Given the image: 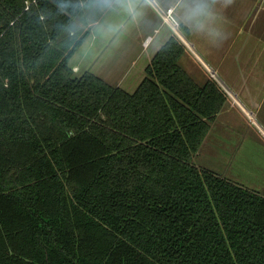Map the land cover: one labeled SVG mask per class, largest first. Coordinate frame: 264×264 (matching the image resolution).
I'll list each match as a JSON object with an SVG mask.
<instances>
[{"label":"trees","instance_id":"obj_1","mask_svg":"<svg viewBox=\"0 0 264 264\" xmlns=\"http://www.w3.org/2000/svg\"><path fill=\"white\" fill-rule=\"evenodd\" d=\"M84 0H0V264H264V190L193 162L227 102L172 35L129 92L71 58Z\"/></svg>","mask_w":264,"mask_h":264},{"label":"crops","instance_id":"obj_2","mask_svg":"<svg viewBox=\"0 0 264 264\" xmlns=\"http://www.w3.org/2000/svg\"><path fill=\"white\" fill-rule=\"evenodd\" d=\"M203 2L211 15L203 17L202 27H198L185 16V5H191L193 0H135L133 6L115 0L111 5L101 0H84L90 33L84 41L85 53L77 60L83 61L84 55L87 58L93 52L87 67L108 82L133 92L155 53L176 35L186 46L187 56L228 96L212 123L215 135H209L211 125L197 158L211 152L208 140L217 136L213 142H226L222 141L224 144L213 151L222 156L223 160H218L224 161L222 168L226 170V161H236L244 169L246 162L251 163L252 155L261 156L264 161V0ZM118 33L121 47L117 53H110V44ZM72 66L75 74L80 71L78 63ZM252 138L259 143L257 149L250 148V144L254 145ZM260 168H264V162L257 170L264 172ZM225 177L241 184L227 174ZM259 186L246 187L263 191L264 183Z\"/></svg>","mask_w":264,"mask_h":264},{"label":"rangeland","instance_id":"obj_3","mask_svg":"<svg viewBox=\"0 0 264 264\" xmlns=\"http://www.w3.org/2000/svg\"><path fill=\"white\" fill-rule=\"evenodd\" d=\"M100 20L107 21V19H100ZM108 36H110V35H108ZM120 42H121V33H118L116 35L115 40L110 44L111 46H110L109 52L110 53H117L119 48L121 47ZM85 49H86V43H84L81 47H79L77 52L74 54V56L70 60V63L72 65L74 62L79 64L80 71L78 73H76L77 76H80L82 73H84L87 70L93 71L92 69H89V67H87V63L89 61H91L93 56H94L93 52H91L89 54V56H87V58H86V55H84L83 57L85 58V60H83V61L77 60L80 55L85 53ZM181 64L185 69L190 70L191 76L198 83L203 84L208 80V77L204 73V71L189 56H187V53H185L182 56ZM213 125H212V130L210 131V134H209L211 136L215 135V125L214 126ZM216 137L217 136L210 137V141L208 140V145H211L210 146L211 152H208L209 154L208 153L203 154V155L199 156V158H197V156H196L194 158L193 162L200 167H204V168L206 167V168H210L212 170H215L216 173L222 172L224 175L223 174H219V175H221L223 177H225V175L227 174V176L233 177V178L239 180L243 186H250V187L256 186V188H261V186H259V185L264 183V172H258L257 170L259 169L260 163L264 162L262 157L261 156L256 157L255 155H252V158L249 157V159L252 160L251 163L246 162L243 165L244 169L240 168L239 164L236 161H234V162L229 161L230 163L228 161H226V163H225L226 170H225L222 168L224 161H218V160H223L222 156H219V155H217L216 152H213L215 148L223 145L224 144L223 142H225V140L221 139L223 142L222 141L213 142L214 139H216ZM250 142H252L254 144V145L250 144V148L254 147L255 149H257L256 147L259 146L257 139L252 138L250 140ZM260 170H264V168H260Z\"/></svg>","mask_w":264,"mask_h":264},{"label":"clouds","instance_id":"obj_4","mask_svg":"<svg viewBox=\"0 0 264 264\" xmlns=\"http://www.w3.org/2000/svg\"><path fill=\"white\" fill-rule=\"evenodd\" d=\"M117 3L125 4L128 6H133L135 4V0H115ZM231 3V0H228ZM101 3L106 5H111L113 0H101ZM186 11L185 16L189 21H195L198 27H202L201 19L203 17L211 15L209 11V6L203 2V0H193L191 5H185Z\"/></svg>","mask_w":264,"mask_h":264}]
</instances>
